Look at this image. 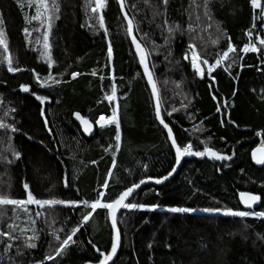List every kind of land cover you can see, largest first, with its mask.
Segmentation results:
<instances>
[{"label":"trees","instance_id":"1","mask_svg":"<svg viewBox=\"0 0 264 264\" xmlns=\"http://www.w3.org/2000/svg\"><path fill=\"white\" fill-rule=\"evenodd\" d=\"M57 3L60 17L48 29L43 16L31 19L35 8L28 7L27 0H0L8 48L5 53L0 46V123L6 125L0 127V195L26 199L27 183L36 199L91 202L103 192V202H109L144 178L169 173L175 154L156 121L116 0H106L102 14L92 12L95 0ZM126 5L149 51L163 117L178 144L190 142L193 151L207 145L232 158L186 159L168 183L141 188L129 203L158 207L121 210L123 241L114 264H264V217L202 212L245 211L240 191L260 194L261 206L251 212H264V166L256 167L251 160L253 148L264 141V45L257 38H264V17L250 0H210L209 15L204 0H168L167 5L163 0H126ZM177 25L179 30L169 33ZM252 42L259 51L244 53V45ZM229 43L235 51L217 65ZM189 44L195 45L201 61H208L202 64L203 76L191 66ZM6 57L23 71L9 72ZM49 73L60 83L40 87L37 76L43 82ZM72 73L78 75L73 78ZM21 85H28L30 92ZM116 85L123 91L109 101L106 97ZM33 92L47 99L41 104ZM114 109L120 125L118 149L115 123L96 126L88 138L73 118L78 111L96 124ZM106 180L108 186L102 187ZM171 207L195 211L171 213ZM87 211L91 209L83 205H0V231L12 224L20 237L12 243L23 250V256L16 255L15 247L5 255L8 239L0 237V264L97 260L92 244L108 251L112 229L106 209L83 221ZM76 227L74 242L57 256L59 244ZM28 237H33L29 243L36 244L34 249L23 247ZM48 256L53 259H45Z\"/></svg>","mask_w":264,"mask_h":264},{"label":"snow or ice","instance_id":"2","mask_svg":"<svg viewBox=\"0 0 264 264\" xmlns=\"http://www.w3.org/2000/svg\"><path fill=\"white\" fill-rule=\"evenodd\" d=\"M210 0H204V8H205V15H209L208 12V4H209ZM164 5H167L168 0H163ZM250 4L251 7L253 9H259V14L264 17V3H262V0H250ZM95 7L92 8V12H97L98 9H102L105 6V0H95ZM121 5H123V0H121ZM20 7H24V3H20L19 5ZM27 6L28 7H34L35 8V15H33L31 17V19L33 20H38L40 19L42 16L45 18V21L47 22L48 25V29H51L52 26V21L54 19H59L58 13L60 11V7L59 4L57 3V0H51V5L49 6L48 0H27ZM210 18V17H209ZM125 19H128L127 14L125 13ZM99 24L100 27L103 28L104 27V21H103V16H100L99 19ZM4 21L2 19V14H0V46L3 47L4 52L7 53L8 52V48H7V44L5 43L4 40V36H5V30H4ZM253 27H255V25H253ZM179 30V25L176 26L175 29L173 28H169L168 31L169 33H172L173 31H177ZM127 31L129 35H132L133 32V26H132V20L128 19V25H127ZM24 32L26 34H28V29L25 28ZM249 36L252 35L251 31L248 33ZM259 39V43L261 45H264V38H259V36L257 37ZM44 47L48 48V33L45 32L44 33ZM132 43L135 44L136 49L138 51V53L140 54V62L141 64H144L145 61V55H144V51L141 47V45L139 43H137L135 36L132 37ZM189 51L191 54V66L194 69V72L196 74H199L201 76L204 75V71L200 66V63L203 64H208V61L202 60L200 61V63H198V59H199V54L195 49V45L193 44H189ZM235 51V49L233 48V46L231 45V43H229L228 49L227 51H224L222 54L221 58H218L216 60V64H220L221 59L223 58H227L230 52ZM242 51L244 53H248V52H257L259 51V49L254 45V44H245L244 47L242 48ZM108 59L111 60L112 58V48L111 45H109L108 47ZM7 61V65H8V71L9 72H18V71H23V69L19 68V67H14L11 58L6 57L5 58ZM184 59H189L188 54H185ZM52 66V62L51 60H49V67L51 68ZM212 71V66H210L208 68V72ZM93 75H95V71L92 73ZM144 74L147 75L148 77V81L150 84H152V88H153V94L155 95L156 93V85L153 83L152 80V75L149 72V68L146 64H144ZM78 75V73H72L73 78H75ZM49 81L52 82V84H58L60 83L59 80H56L53 75L51 73L48 74L47 77L44 78V81L41 82L39 79V76H37V82L39 84L40 87H51L52 84L48 83ZM21 90L24 92H30V88L28 85H21L20 86ZM33 95H35V98L41 102V104H43L45 102V100L47 99L46 96H42V95H36L34 92L32 93ZM116 95V89L115 87H113L112 89V94L108 95L106 97V99H108L109 101L114 100ZM7 114V113H6ZM75 118L80 121L81 125L83 126V130L86 133H90L92 131V124L85 119L84 117H82L80 115V113H74ZM169 115H171V113H169ZM156 116L157 119L160 120V123L163 125V127L167 130V137L168 139L171 141V146L172 148L175 149V160L176 163L179 164L182 157L185 156H198V157H204V156H208L209 158H213L215 160H230L232 157L231 156H227V155H223L217 151H214L211 147L205 145V147L203 148V151H193V145L189 142L188 144L184 145V146H180L177 143V140L175 138H173V130L172 128L169 127V125L167 123H165L164 119L160 118V109H159V105H157V109H156ZM108 123V124H112L115 123L116 124V135H115V140H116V148L118 149L120 144V140H121V135H120V125L117 121V112L114 109L113 113L110 117H105L103 115H101L99 117V119L96 121V124L100 125L101 127H103V123ZM0 127H6V125H4L3 123H0ZM13 131H15V129H12ZM257 135H260V133H257ZM257 151H260L262 153L261 156H257ZM15 157L18 159L20 154L18 152L14 153ZM252 158L255 161L256 164L258 165H264V141H262L261 144V148L253 151L252 153ZM9 163H11V161H9ZM175 171V168L172 169V172ZM172 172H169V176L172 175ZM168 177H163V180H166ZM148 179H152L151 177H149ZM162 179H156L155 183L160 184L162 183ZM145 183V180H141L139 184H133L131 187L126 188V190L122 191L121 193H119V195L117 197H115L114 199H112L109 202H103V197L105 195V193L103 192H98V196L94 201H88V200H81V201H65V200H59V199H36L34 197V195L32 194V192L29 190V185L27 183L24 184V189L26 190V199H11V198H7L4 195H0V205H37L39 207H43L45 205H59V204H67V205H72V206H76L79 207L81 205H83V207L85 209H91V211H87V214L83 215L82 220L83 221H88L89 218L93 215V213L96 212L97 209H106L108 210V214L112 217V228L114 230H116V213L119 209L124 208V209H147L148 211H152L155 210L158 205H144V204H135V203H126L125 201L127 200V198L133 193L134 189L138 188L140 186V184ZM68 186V182L65 179V187ZM108 186V182L107 180L105 181V184L102 187H107ZM242 197H247L246 199H244V203L247 207H251L252 203H254L258 197L256 196H252V195H248L245 193H241ZM168 212L171 213H189V212H193L195 211L194 209H190V208H183V207H171L167 209ZM202 211L204 212H216V213H220L222 212V214L224 215H232V216H237V217H247V216H256V217H264V212H247V211H232L230 209L228 210H221V209H209V208H205L202 209ZM37 216L40 215V212L36 213ZM32 223H35V221H32ZM8 231H0V237H7L8 239V243L4 245V254L7 255V253L9 252L10 249H12L13 247H15L16 249V255L17 256H23V250L22 247L20 245H13L12 241L15 240H19L20 237L17 235H14L16 229L12 224L8 225ZM79 230L78 227L73 228L71 230V233L68 234L66 236L65 239H63V241L59 244V247L56 249V255L57 256H62L63 253L65 251H67L68 246L70 245V243H73V236L76 234V232ZM21 232H23V230H21ZM33 237H28L27 240H24L23 242V247L26 248H30V249H34L36 247L35 243H29L30 240H32ZM118 239H119V234L117 232L116 237L113 239V243L111 246V252L108 254H105L103 251H100L99 249H97V252H99L100 257H102L98 264H108V261H110L113 257V255L116 253L117 250V246H118ZM0 243H4L2 240H0ZM93 247H95V245H93ZM3 257L0 256V260H2ZM45 259H53V257L48 256ZM9 260L12 261V257L9 256ZM12 264H14V261H12Z\"/></svg>","mask_w":264,"mask_h":264},{"label":"water","instance_id":"3","mask_svg":"<svg viewBox=\"0 0 264 264\" xmlns=\"http://www.w3.org/2000/svg\"><path fill=\"white\" fill-rule=\"evenodd\" d=\"M116 2H117V4H118V6H119L120 13H121V15H122V17H123V19H124L126 25H128V19H131V20H132L133 32H132V35H129V34H128V37H129L130 43H131V45H132V47H133L134 53H135V55H136V57H137L138 64H139V66H140V68H141V72H142L143 78H144V80H145V83H146V85H147V87H148V89H149V92H150V94H151V98H152V103H153V107H154V112H155V118H156V121H157V123H158V124L164 129V131H165V133H166V135H167V130L163 127V125L160 123V120L157 119V116H156L157 105H159V109H160V118H161V119H164V117H163V106H162V101H161V96H160V90H159V87H158V84H157V81H156V77H155V75H154V71H153V67H152V63H151V58H150V55H149V51H148L147 47L144 45V43L141 42V40L138 38V36H137V34H136V26H135L134 20L132 19L131 15H130V13H129V11H128V8H127V5H126V0H123V5H121V0H116ZM125 13L127 14L128 19H125ZM133 36H135L137 43H139V44L141 45V47H142V49H143V51H144V55H145V61H144V64H146V65L148 66V68H149V72H150L151 75H152L153 83L156 85V93H155V95L153 94L152 84L149 83L147 75L144 74V64H141V62H140V54L138 53L135 44L132 43V37H133ZM77 112H78V111H76L75 113H77ZM78 113H80V112H78ZM80 115H81L82 117H84V116L82 115V113H80ZM73 118H74V120L78 123V125L80 126V128H81V130H82V133H83V135H84L85 137H88V138H89V137H92V136L95 134V132H96V124H95L94 122H92L90 119L84 117V118L87 119V120L92 124V126H93V127H92V131H91L90 133H86V132H84V130H83V126L81 125L80 121H78V120L75 118V115H73ZM164 121H165V123H167L165 119H164ZM167 124H168V123H167ZM168 125H169V124H168ZM169 127L172 128L171 125H169ZM172 130H173V129H172ZM173 138L176 139L175 134H174V131H173ZM168 141H169V143H170V145H171V141H170L169 139H168ZM177 143H178V142H177ZM171 147H172V146H171ZM260 148H261V145H260V144L253 148V150H252V152H251V160H252L253 164H254L256 167H260V168H261V167H263L264 165H258V164H256L255 161H254L253 158H252V153H253V151H256V150H258V149H260ZM172 149H173L174 154H175V149H174V148H172ZM213 150H214V149H213ZM214 151H215V150H214ZM256 154H257L258 157L262 155V153H261L260 151H257ZM223 155H224V154H223ZM194 157L197 158V159H199V160H203V161H204L206 158H209L208 156H204V157H198V156H185V157H182V159H181V161H180L179 164H177V163H176V160H175L174 165H173V167H172V169L175 168V171L172 172V169L170 170V172H172V175L169 176V175H168L169 173H167L166 175H164V176H162V177H151L152 179H148L149 177L144 178L143 180H145V183L140 184V186H139L138 188L134 189L133 193L127 198V200H126L125 202H126V203H129V202L131 201V199H132V198H133V197L139 192V190H140L141 188H143L144 186H146V185H150V184H152V185H155V186H162V185L168 183V182L171 181V180H172V179L178 174V172L181 170V168H182V166H183V164H184V160H186V159H190V158H194ZM212 159H213V158H212ZM219 161H221V160H219ZM166 176H167L168 178H167L166 180H163L162 178H163V177H166ZM156 179H162V183H160V184L155 183V180H156ZM139 183H140V181H139L138 183H136V184H139ZM131 186H132V185H131ZM131 186H129V187H131ZM127 188H128V187H127ZM124 190H126V188H125ZM124 190H122V191H124ZM122 191H121V192H122ZM121 192H120V193H121ZM241 193H245V194H248V195L256 196V197H258V199H257L254 203H252V206L249 208V207H247V206L245 205V203L243 202L244 199H246L247 197H242V196H241ZM118 195H119V194H118ZM118 195H117V196H118ZM117 196H116V197H117ZM238 199H239V203H240L241 207H242L245 211H251V210H253V209H257V208H259V207L261 206V203H262V197H261V195L258 194V193L251 192V191H240V192L238 193ZM122 209H123V208L119 209V210L117 211V213H116V230H114V229L112 228V217L108 214V210H107L108 221H109L110 226H111V229H112V240H111V246H112V243H113V239H114V238L116 237V235H117V232H118V234H119L118 246H117L116 253L113 255L112 259H111L110 261H108V264H114V263H115V261L117 260V258H118V256H119V253H120V251H121V248H122V241H123V238H122V232H121L120 227H119V224H118V216H119V213L121 212ZM93 245H94V244H92V247H93ZM111 246H110V248H109L108 251H105V250H100V249L98 248V246L95 245V247H93V248L95 249V252H96V255L98 256V259H97V260H88V261L84 262L83 264H98L99 260H100L102 257H100L99 252H97V249H99L100 251H103L105 254H108V253L111 252Z\"/></svg>","mask_w":264,"mask_h":264},{"label":"rangeland","instance_id":"4","mask_svg":"<svg viewBox=\"0 0 264 264\" xmlns=\"http://www.w3.org/2000/svg\"><path fill=\"white\" fill-rule=\"evenodd\" d=\"M250 44H254V43L252 42V43H250ZM254 45L256 46V44H254ZM200 61H201V60H200V58H199V59H198V63H200ZM202 64H203V63H200V66H201V68L203 69ZM203 71H204V70H203ZM113 87H115V89H116V95H115V98H114V100H115L117 97H118V98L120 97V96H119V92H122V91H123V87H122V86L119 87V86H117V85H116V86H113ZM114 100H113V101H114ZM102 123H103V125L106 124V123H104V122H102ZM106 125H107V124H106ZM106 125H105V126H106ZM227 210H228V209H227ZM230 210H231V209H230ZM202 212H204V211H202ZM247 212H251V211H247ZM221 213H222V212H221Z\"/></svg>","mask_w":264,"mask_h":264},{"label":"built area","instance_id":"5","mask_svg":"<svg viewBox=\"0 0 264 264\" xmlns=\"http://www.w3.org/2000/svg\"><path fill=\"white\" fill-rule=\"evenodd\" d=\"M96 6V5H95ZM105 6H106V0H105ZM105 6L102 8V9H98L97 11L99 12V13H101L102 14V12L104 11V9H105ZM102 123V122H101ZM106 124H108V123H106ZM106 124H104V125H106Z\"/></svg>","mask_w":264,"mask_h":264},{"label":"bare ground","instance_id":"6","mask_svg":"<svg viewBox=\"0 0 264 264\" xmlns=\"http://www.w3.org/2000/svg\"><path fill=\"white\" fill-rule=\"evenodd\" d=\"M84 5V4H83ZM91 5V4H90ZM91 7V6H90ZM84 9V8H83ZM85 11H86V9H85ZM59 17H60V15H59Z\"/></svg>","mask_w":264,"mask_h":264}]
</instances>
